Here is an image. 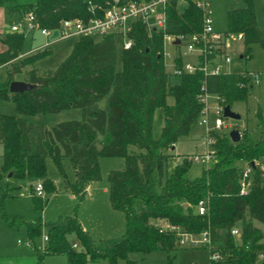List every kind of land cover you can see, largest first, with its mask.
<instances>
[{"label":"trees","instance_id":"trees-1","mask_svg":"<svg viewBox=\"0 0 264 264\" xmlns=\"http://www.w3.org/2000/svg\"><path fill=\"white\" fill-rule=\"evenodd\" d=\"M111 1L0 0V7L19 18L33 12L42 27L55 28L64 18L86 17L90 3L105 8ZM227 18V33L243 36V58L252 44L264 48V25H258L253 0H242L240 7L230 8ZM167 20V34L184 35L198 33L203 19L191 0H172ZM131 36L134 46L122 49L120 56L112 36L97 41L91 37L77 39L56 69L43 76L31 70L33 89L12 94L9 86L15 74L48 57L51 51L30 54L15 63L27 51L26 38L16 32L0 34V42L7 47L0 52V68L11 67L6 79L0 81V100L15 104L17 112L15 116L0 113L4 172L16 179L42 181L48 195L55 186L45 178L47 156L64 179L62 161L68 158L76 179L73 183L66 179V186L82 201L89 183L100 179V157L125 161L122 170H112L108 175L110 205L125 217L126 231L121 236L94 241L76 215L49 223L42 216L30 221L4 215L5 220L26 227L31 242L46 231L48 241L38 254L41 262L51 254L67 257L68 264H118L120 260L135 264L132 254L144 257L159 250L171 260L183 250L179 234L197 236L208 230L210 252L222 255L220 261L211 264H264L258 262L259 253L264 252V235L254 224L258 221L264 225V136L254 141L245 130L233 143L227 134H214L218 160L209 168L203 167L201 176L189 175L193 163L188 156L168 172L175 143L187 137L199 121L203 106L199 95L204 83L207 92L220 96L224 106L246 101L254 88H241L240 83L246 80L235 72L216 76H205L202 71L182 75L167 72L163 32L153 30L149 36L138 23ZM176 64L181 66L182 60ZM170 98L173 103H169ZM70 109H80L82 119L62 121L50 129L43 122L29 120L38 114ZM157 110L162 127L155 137ZM131 146L140 152H130ZM242 162L245 166L240 165ZM246 166L251 167V175L249 191L243 195L240 186ZM30 187L34 208L43 212L47 200L35 194L33 185ZM8 191L0 192L1 210L9 198ZM201 201L207 207L204 216L197 212ZM174 227L177 229L173 231ZM236 227L240 237L232 235ZM70 235L81 250L73 247Z\"/></svg>","mask_w":264,"mask_h":264},{"label":"rangeland","instance_id":"rangeland-1","mask_svg":"<svg viewBox=\"0 0 264 264\" xmlns=\"http://www.w3.org/2000/svg\"><path fill=\"white\" fill-rule=\"evenodd\" d=\"M22 3H26L27 0H20ZM255 4V12L259 27L262 28L264 25L263 17V0H253ZM215 14L214 21L217 29L226 32L228 29V18L227 13L230 8L240 7L242 5V0H216L215 2ZM214 8V6H213ZM214 10V9H213ZM12 19L18 20L19 15L14 17L7 16L5 25L10 28V22ZM11 31L9 30L8 33ZM26 49L28 50L31 45H41L46 39H44L40 33H35L33 39L31 36L26 38ZM32 40V41H31ZM77 40H66L60 41L57 44L51 46L48 50L51 51V55L45 57L43 60L36 62L35 64L26 66L22 68V72L15 74V80L29 82L31 70H37L38 74L43 76L45 72L49 69H56L60 63L69 55L73 45ZM97 41V39H96ZM117 52L119 56L122 54L121 42L116 43ZM249 52L247 57L241 58L245 53L243 40L231 41L229 46V52L232 56V61L229 66L230 72H235L238 74H243L248 72L263 73L264 71V48H261L258 44H252L249 47ZM183 50V47L182 49ZM166 51L170 53L172 57L176 55L175 48L169 45ZM30 56V54H29ZM25 56L20 59H16L14 62L22 61ZM192 60V57L189 56ZM165 67L167 72L172 71L171 59L167 58L165 62ZM11 67L9 65H4L0 68V81H4L7 77V70ZM117 68H120L118 64ZM262 83L256 86L249 94L248 99L243 102H235L231 106L232 111H236L241 115L240 120L224 118L225 126L227 128L222 129L219 134L229 135L233 129H238L242 134L243 131L247 130L254 141L260 139L264 136V78H262ZM172 99L170 98V102ZM0 113L8 115H16V107L12 102L0 100ZM155 123H154V135L155 137L159 135L161 129L160 124L162 122L159 118V110L156 111ZM80 109H70L61 111L57 114H38L29 118L32 121H40L45 124L49 129L57 123L66 120H81L82 119ZM205 128L199 123L192 127L189 135L187 137L181 138L179 140V145L176 151H171V158H169L168 172L171 173L174 165L176 164L177 154L176 153H192L187 156L201 155L205 148L206 143ZM130 152H140L136 147L131 146ZM3 149L0 144V192L8 187L9 198L3 205V210L0 209V258L3 257H14L19 255H29L32 253V249L27 246L26 241L28 239L27 228L20 224L11 225L5 220L4 215L9 217H23L27 220L33 221L37 217L42 216L44 222H56L64 219L66 216L76 215L79 221H82L84 225L90 228L88 231L90 237L94 241H101L104 239H110L112 237H118L125 233L126 224L125 217L123 214L119 216V222L114 221L111 218L108 222L102 223L99 220L93 219L94 217V204L95 202L102 205V203L110 204L109 193H104V189H109V173L112 170H122L125 165V161L120 157H100L99 162V175L100 179L91 181L89 194L90 198L87 197L82 201L78 200L73 194L68 190L66 186V179L69 182H75L74 170L72 163H70L68 158H64L63 168L66 175V179L59 172L56 164L53 162L52 158L47 156L45 160L46 164V179L51 181L55 190L48 195L44 192V197L47 200V204L43 209V212L38 211L34 208V204L29 195L30 181H21L16 178H9V174H5L3 170ZM182 158V157H181ZM180 158V159H181ZM240 165L245 166V163H240ZM203 167L197 164H193L189 175L191 177L201 176ZM34 187L42 181L35 182ZM31 182V183H32ZM35 192V190H34ZM98 211V209L96 210ZM99 212V211H98ZM258 226L262 228L264 235V225L257 222ZM46 233V231L44 232ZM107 235V236H104ZM108 235H112L108 238ZM23 241L19 243L18 241ZM69 241L75 243L76 239L74 236H69ZM264 242V238L262 239ZM34 242H36L38 247L43 246L42 236L35 237ZM43 250V249H42ZM79 250L81 248L79 247ZM179 256L169 260V255L165 251H155L149 254H132L131 259L135 261V264H209L212 259L211 252L206 248H189L182 250ZM174 257V254L173 256ZM43 264H68L67 257L61 255H48L43 259ZM97 264H108L106 261H100ZM119 264H127L126 261L120 260Z\"/></svg>","mask_w":264,"mask_h":264},{"label":"built area","instance_id":"built-area-1","mask_svg":"<svg viewBox=\"0 0 264 264\" xmlns=\"http://www.w3.org/2000/svg\"><path fill=\"white\" fill-rule=\"evenodd\" d=\"M172 0H112L105 8L90 3L88 15L86 17L74 16V18H64L60 20L55 28L42 27L37 16L33 12H28L24 17L12 22L11 33L23 34L25 38L33 36L35 33L46 39L41 45H31L17 59L29 56L37 52L49 49L60 41L77 40L81 38L103 39L106 36H112L121 42V48L129 50L134 46L135 40L131 36L134 27L141 23L144 25L147 34L152 35L153 30L163 32L164 58L171 59L173 73L182 75L185 73H195L202 71L205 76H216L220 74H231L228 69L232 56L229 52L231 41H236L241 34H228L215 28L214 10L212 0H191L202 14V28L198 33L173 35L166 33L168 26V8ZM183 3L185 0H180ZM32 41V40H31ZM179 41V43H176ZM171 45L175 48L176 55L172 57L166 51ZM183 47V50H181ZM185 56H191L193 61H185ZM181 59L182 65L178 66L176 60ZM244 80L240 83L241 88H255L261 85L263 73L248 72L243 73ZM199 102L202 103L200 118L198 123L205 128L206 148L201 155L188 156V159L194 164L204 168H209L217 162V150L215 148L214 134H218L222 129L227 128L224 121V105L218 95H211L207 92L206 84L201 87ZM241 180V194L246 195L249 191V181L251 167L246 166ZM35 194L44 196L42 183L35 187ZM197 212L204 216L207 207L203 201L198 203ZM173 231L177 228H171ZM241 231L238 227L232 230L233 236L240 237ZM179 245L183 249L204 248L212 250L211 237L208 230L199 235L179 234ZM43 241L47 243L48 237L43 235ZM78 248L77 244L73 245ZM212 261L218 262L222 255L217 252L211 253ZM258 262H264V252L259 253Z\"/></svg>","mask_w":264,"mask_h":264},{"label":"crops","instance_id":"crops-1","mask_svg":"<svg viewBox=\"0 0 264 264\" xmlns=\"http://www.w3.org/2000/svg\"><path fill=\"white\" fill-rule=\"evenodd\" d=\"M216 0H212V3H213V6H214V14H215V2ZM17 14H13L12 16H9L8 14H7V11H6V9H4V8H2V7H0V34H3V33H6V32H9V30L11 31V26H12V22L13 21H15V19H12V21L10 22V28H7V25H5V21H6V18H7V16H9V17H14V16H16ZM215 28H216V26H215ZM261 28V27H260ZM217 29V28H216ZM217 30H219V31H221L220 29H217ZM223 32V31H222ZM227 32V31H226ZM238 40H243V36L242 37H240ZM238 40H236V41H238ZM7 49V47L3 44V43H1L0 42V52H2V51H5ZM27 50V49H26ZM242 58H243V55L241 56ZM191 58H189V56H185L184 57V60L185 61H193L194 60V58L192 57V60H190ZM233 73V71L231 72V74ZM172 99V98H171ZM169 103H173V100L170 102V100H169ZM81 115H82V113H81ZM161 127H162V125L160 124V129H161ZM161 132V131H160ZM160 134V133H159ZM179 143V141L178 142H176L175 143V146H174V148L172 149V151H176L177 150V147H178V144ZM1 144V143H0ZM2 145V144H1ZM2 149H3V147H2ZM3 151H4V149H3ZM177 154V161H176V164L174 165V167L178 164V163H180L182 160L180 159L181 157H185V156H187V155H191L192 153H189V152H187V153H185V152H183V153H176ZM3 155V154H2ZM5 174H8V173H5ZM9 178H13V176H12V173H10L9 174V176H8ZM199 177V176H198ZM18 179V178H17ZM19 180H21V181H25V180H28V179H19ZM28 181H30V184L31 185H33L34 186V181L32 182V180H28ZM32 182V183H31ZM35 182H38L37 180H35ZM30 185V186H31ZM8 188V187H7ZM90 188H91V185H88L87 187H86V194H87V196H86V198L87 197H89L90 198V194H89V191H90ZM30 189H31V187L29 188V195H30V198H32V195H31V191H30ZM109 190V189H108ZM108 190L107 189H104V193H107L108 194ZM73 196H75L74 194H73ZM76 197V196H75ZM110 201V200H109ZM95 204H98V203H96L95 202ZM94 204V208L97 210L98 209V211H96L95 210V214H94V217H93V219H95V220H99L100 222H102L103 224L104 223H106V222H108L111 218H113L114 219V221H117V223L119 222V219H120V217L119 216H121V215H118V214H123L122 212H120V211H117V210H115L114 208H112L111 207V205L110 204H105V203H102V205H100V206H98V205H95ZM123 216H124V214H123ZM44 221V220H43ZM80 223H81V225L83 226V228H84V230H90V228L89 227H87L86 225H84V223L82 222V221H79ZM257 222L258 221H254V224H255V226L256 227H258L259 229H261V231H262V228H260L259 226H258V224H257ZM47 223V222H46ZM263 233V232H262ZM43 235H46V233H44ZM104 236H107V235H104ZM110 236H112V235H108V238L110 237ZM19 243H23V241L21 240H19L18 241ZM42 242H43V246L40 248V247H38L37 246V244H36V242H31L30 240H27L26 241V243H27V246H29L31 249H32V253L30 254L29 253V255H28V253H27V255H19V256H14V257H3V258H0V264H43V262H41L40 261V259H39V257H38V254L39 253H41L43 250L42 249H44V247H45V244H46V242H44L43 241V236H42ZM263 244H264V242L263 241H261ZM75 244H77V243H75ZM78 245V244H77ZM76 249H79V245H78V248H76ZM183 250H185V249H183ZM182 251V250H181ZM180 251V252H181ZM179 252V254L178 255H176V256H179L181 253ZM175 256V257H176ZM174 257V258H175ZM212 261V260H211ZM100 262V261H99ZM99 262H97V263H99ZM96 263V264H97ZM119 264V263H118ZM209 264H211V262L209 263ZM222 264H226V263H222Z\"/></svg>","mask_w":264,"mask_h":264},{"label":"water","instance_id":"water-1","mask_svg":"<svg viewBox=\"0 0 264 264\" xmlns=\"http://www.w3.org/2000/svg\"><path fill=\"white\" fill-rule=\"evenodd\" d=\"M176 43H179V41H177ZM9 87H10V92L12 94L28 92L34 88L33 84H31L30 82L26 83L24 81H19V80H14ZM224 112H225L224 113L225 118L236 119V120L241 119V115L236 111H232V108L229 105H226L224 107ZM229 137L233 143L238 142L241 138V133L238 129H233V131L230 132Z\"/></svg>","mask_w":264,"mask_h":264}]
</instances>
